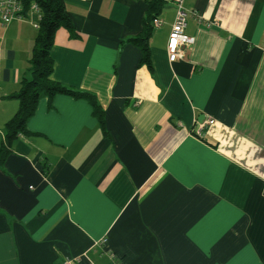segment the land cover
Instances as JSON below:
<instances>
[{"label": "crops", "instance_id": "1", "mask_svg": "<svg viewBox=\"0 0 264 264\" xmlns=\"http://www.w3.org/2000/svg\"><path fill=\"white\" fill-rule=\"evenodd\" d=\"M164 3L149 67L128 42L146 0H65L77 38L56 32L51 79L105 125L41 97L0 169V264H264V0H185L199 17L175 62ZM36 22L0 26V147Z\"/></svg>", "mask_w": 264, "mask_h": 264}, {"label": "trees", "instance_id": "2", "mask_svg": "<svg viewBox=\"0 0 264 264\" xmlns=\"http://www.w3.org/2000/svg\"><path fill=\"white\" fill-rule=\"evenodd\" d=\"M148 3L147 15L143 20V30L135 38L128 40L129 43L139 47L143 54V62L151 67L149 39L153 33L152 23L157 19L165 6V0H146ZM23 16L28 17L32 12V6L37 5L40 20L38 22L37 36L35 39L29 70L31 78H24L21 82L20 91L10 96L17 98L20 107L16 115L6 124L5 139L0 147V169L4 167L7 157L12 151V145L19 136L29 135L27 122L35 114L42 96L52 100L57 95H68L77 99L87 100L93 107V114L99 120L104 129V112L94 95L77 91L63 86L51 79L54 70V61L51 49L55 41L56 32L60 28L68 30L71 38H77V31L65 0H24Z\"/></svg>", "mask_w": 264, "mask_h": 264}, {"label": "built area", "instance_id": "3", "mask_svg": "<svg viewBox=\"0 0 264 264\" xmlns=\"http://www.w3.org/2000/svg\"><path fill=\"white\" fill-rule=\"evenodd\" d=\"M24 0H0V26H7L15 20L24 18ZM167 3H172L176 6L175 23L169 35L167 43L168 60L175 62L183 59L185 56V47L191 45L193 39L186 35L185 29L188 19L191 16L199 17L196 11L187 10L184 6L185 0H165ZM32 13L37 17V22L34 23L35 28H38V22L41 18L37 5L32 6ZM161 26V21L155 20V27L158 29ZM205 124L201 123L198 134L204 129ZM106 239L101 243L105 244ZM62 264H76V260L67 259Z\"/></svg>", "mask_w": 264, "mask_h": 264}, {"label": "water", "instance_id": "4", "mask_svg": "<svg viewBox=\"0 0 264 264\" xmlns=\"http://www.w3.org/2000/svg\"><path fill=\"white\" fill-rule=\"evenodd\" d=\"M201 122H203V121H201Z\"/></svg>", "mask_w": 264, "mask_h": 264}]
</instances>
